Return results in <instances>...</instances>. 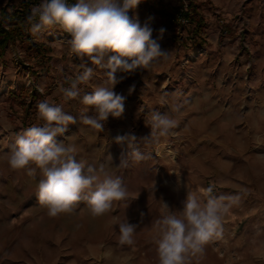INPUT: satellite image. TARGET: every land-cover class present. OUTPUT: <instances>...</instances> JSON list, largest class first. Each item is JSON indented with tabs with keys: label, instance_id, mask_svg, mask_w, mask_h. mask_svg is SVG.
<instances>
[{
	"label": "rangeland",
	"instance_id": "rangeland-1",
	"mask_svg": "<svg viewBox=\"0 0 264 264\" xmlns=\"http://www.w3.org/2000/svg\"><path fill=\"white\" fill-rule=\"evenodd\" d=\"M186 1L141 0L129 10L142 27L150 25L152 39L168 55L150 70L116 73L120 82L113 90L126 98L121 117L109 116L104 131L97 132L80 122L87 106L80 102L77 109L66 111L77 122L57 138L65 144L74 138L95 144L75 146L76 159L97 168L103 164L137 195L126 208L116 205L102 217L93 218L84 202L72 213L50 217L36 195L39 170L29 176L8 163L16 138L45 123L38 115L39 96L58 85L59 91L70 87V75L83 71L81 60L70 58V34L55 27L34 37L29 27L27 37L9 41L0 51V264H158L155 235L162 203L179 213L188 192L206 203L210 186L217 198L238 200L223 216L222 236L205 245L190 264H264V63L251 59L255 48L264 49V18L251 13L253 0L232 15L216 9L226 0H206L210 11L205 14V35L194 33L196 23L190 18L178 32L170 14L164 18L159 9H179ZM6 2L0 0V7ZM33 2L35 6L41 0ZM259 3L264 8V0ZM202 38L205 45L194 46ZM225 43L241 52L232 61L214 59L208 48ZM38 44L43 53H38ZM84 62L102 81L92 79L78 87L94 91L108 69L87 57ZM176 105L178 112L173 110ZM154 111L177 120L158 144L146 125ZM94 114L89 107L86 115ZM128 135L137 138L136 148L144 156L139 162L132 160L126 143L116 142L117 136ZM111 140L115 146L97 145ZM121 159L128 160L127 167L120 165ZM125 217L137 226L133 246L118 243L117 222Z\"/></svg>",
	"mask_w": 264,
	"mask_h": 264
},
{
	"label": "clouds",
	"instance_id": "clouds-1",
	"mask_svg": "<svg viewBox=\"0 0 264 264\" xmlns=\"http://www.w3.org/2000/svg\"><path fill=\"white\" fill-rule=\"evenodd\" d=\"M140 3L141 0H122V3L119 0H76L73 4L68 0H41L26 17L34 37L55 27L71 36V52L81 60L83 71L70 82V87L60 89L65 100L77 99L81 93L78 85L88 84L95 75L94 69L84 62L85 57L98 68L108 69L103 84L81 100L87 107L80 113V122L97 132L104 131L109 116L119 118L125 111L126 98L113 90L120 82L116 73H132L138 68L150 70L154 62L168 55V51L161 50L157 40L152 39V29L147 25L142 27L129 16V10L136 9ZM89 107L94 109V115H86ZM37 109L45 123L27 128L16 138L8 163L13 170L26 171L29 176L39 170L42 178L36 195L50 217L72 213L84 202L90 215L98 218L113 211L116 205L126 208L137 197L130 193L121 176L111 173L103 164L97 168L78 161L73 143L57 141L70 124L77 122L73 115L47 100L39 102ZM173 110L178 112L180 106L176 105ZM146 125L150 126L151 140L158 144L176 127L177 120L154 111ZM115 139L118 144H127L134 162L144 159L136 148L134 135ZM120 165L127 167L128 160L121 159ZM212 193L213 186H210L204 203L199 195L188 192L179 213L162 203L155 235L158 264H190L191 258L204 253L205 245L222 236L223 216L238 198L224 195L217 198ZM117 225L118 243L133 246L137 226L126 217Z\"/></svg>",
	"mask_w": 264,
	"mask_h": 264
},
{
	"label": "crops",
	"instance_id": "crops-1",
	"mask_svg": "<svg viewBox=\"0 0 264 264\" xmlns=\"http://www.w3.org/2000/svg\"><path fill=\"white\" fill-rule=\"evenodd\" d=\"M200 1H202V6H203L202 8H203V11H204V15L206 14V17H207L206 11L209 12L210 9L205 4L206 0H200ZM246 1L247 0H226V3L224 5L220 4L219 6L216 7V9L220 10V11L224 10L227 14L232 15V14L238 13L241 10L242 6L244 5V3ZM32 6H33V4H32ZM250 8L252 9L251 13L253 15L255 13V15L258 14V16H263V18H264V8L260 5L259 0H253V4H251ZM213 11H215V10H213ZM148 25H149V23H148ZM208 49H212V50H215V51L219 50L217 52L212 51V50H208V51H210L214 55V59L218 58L221 61H224V60L232 61L233 59H235L238 56V53L241 52V49L239 48V46L231 47L230 44H228V43H225V45H221L220 48H219V46H215L214 48H208ZM69 55H70V58L72 60H73V57L75 58L74 54L70 53ZM251 59L253 61H256L258 64L264 63V49H263V46H258L257 48H255L253 50ZM78 67H80V64L78 65ZM78 74L79 73H78V70H77L76 73L70 75L71 76L70 77V81L74 80ZM92 79H93V81H98V82L102 81V79L100 80V77L98 75H94V77ZM55 81H58L57 78L55 79ZM60 82L62 84L64 83V81H60ZM66 82H69V81L66 80L65 83ZM81 85L82 84H80V86ZM55 86H57V85H55ZM55 88H56L55 90L48 91V92L44 93L43 95H40L39 98L42 99L41 101L47 100V101L51 102V100H52L56 105H61L63 107L64 111H67L68 108L69 109H73V110L77 109V107H78L79 103L81 102L83 96L85 94H92L93 93L92 90L87 89L86 87H84L83 91L81 90V93H80V95H79V97L77 99L65 100V98L63 96V93L58 90L59 85L57 87H55ZM53 96L55 98H53ZM71 102H73V103H71ZM64 106H67V108H64ZM42 124H44V123H42ZM58 137H60V136H58ZM56 139H57L58 142L63 141V143H65L64 138H56ZM72 143L75 146H78V147H80V146L88 147V146H91V145H95V144H90V142H88L87 140H78V139H75V138L72 139ZM115 143L116 142L114 140H111L110 142L109 141L108 142H99L97 145H105V146L114 145L115 146Z\"/></svg>",
	"mask_w": 264,
	"mask_h": 264
},
{
	"label": "trees",
	"instance_id": "trees-1",
	"mask_svg": "<svg viewBox=\"0 0 264 264\" xmlns=\"http://www.w3.org/2000/svg\"><path fill=\"white\" fill-rule=\"evenodd\" d=\"M75 2L76 0H68L69 4ZM33 3H35L33 0H22L20 4H16L14 0H7L0 7V51L6 47L9 41H16L19 38L27 37L26 30L31 25L27 22L26 17L30 14ZM189 6L187 16L196 23L194 33L202 36L205 35V15L202 5L196 0H189ZM177 9V7L160 8L159 13L165 18L167 14H175ZM205 43L206 41L202 38L200 41L196 40L194 46L198 45L202 47ZM42 46L38 44V53L44 52ZM49 50L50 48L45 51L44 55Z\"/></svg>",
	"mask_w": 264,
	"mask_h": 264
},
{
	"label": "built area",
	"instance_id": "built-area-1",
	"mask_svg": "<svg viewBox=\"0 0 264 264\" xmlns=\"http://www.w3.org/2000/svg\"><path fill=\"white\" fill-rule=\"evenodd\" d=\"M184 7H181L178 9V11H176L175 14H170L169 15V22L172 23L175 28L178 30V32H180L181 30H183L186 27V22H187V12L186 9L188 8V2L186 1L184 3Z\"/></svg>",
	"mask_w": 264,
	"mask_h": 264
}]
</instances>
